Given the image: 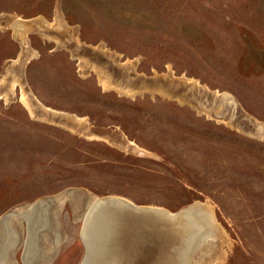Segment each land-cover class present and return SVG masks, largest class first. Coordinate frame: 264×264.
<instances>
[{"label":"rangeland","instance_id":"374dc122","mask_svg":"<svg viewBox=\"0 0 264 264\" xmlns=\"http://www.w3.org/2000/svg\"><path fill=\"white\" fill-rule=\"evenodd\" d=\"M104 196L200 204L190 264H264V0H0V218L58 197L36 264H79Z\"/></svg>","mask_w":264,"mask_h":264},{"label":"water","instance_id":"95a60500","mask_svg":"<svg viewBox=\"0 0 264 264\" xmlns=\"http://www.w3.org/2000/svg\"><path fill=\"white\" fill-rule=\"evenodd\" d=\"M10 27L12 37L32 30L21 20ZM42 199L33 202L29 212L44 206ZM185 209L171 213L163 208L137 206L116 196L95 198L82 218L79 240L84 252L79 264H172L184 242L181 227L186 224ZM27 235L26 230L25 242ZM26 245L22 247V264L27 256Z\"/></svg>","mask_w":264,"mask_h":264},{"label":"bare ground","instance_id":"6f19581e","mask_svg":"<svg viewBox=\"0 0 264 264\" xmlns=\"http://www.w3.org/2000/svg\"><path fill=\"white\" fill-rule=\"evenodd\" d=\"M58 200H59L58 197L42 199L41 201L42 203H44V206L37 208V211L35 212L33 211L29 212V206L31 205L30 204L29 206L23 207L21 210L18 209L19 211L15 210V212L8 213L7 215L0 218L1 220V223H0V264H3L4 261H7L6 257H7V252H9L8 250L16 245L15 230L13 228V225L11 226L9 222L10 220L14 218L20 219L24 222L27 233H28L26 242L24 241L23 243V245L28 244L26 245L27 246V256L25 257L24 264H36V261L38 260V258L40 259L41 257L40 254H42L43 252L40 250L39 248L40 246L37 245V240H38L37 232L42 229H45L47 224L48 226L54 225V222H52L51 220V216H50L51 211H50L49 206L50 205L52 206L53 202L55 203V201H58ZM45 203H46V206H45ZM78 203L79 201L74 202V204H78ZM184 211L185 213H187L186 214L187 217L185 219L186 224L185 225L182 224V227H181L182 229L181 233H184V238H183L184 242H183L181 249L176 251L172 264H175L174 261H177L178 264H190V261L192 260L193 254L195 253V251L198 248H200L201 245H205V244H209L213 242L214 238L218 236V230L216 228V223L213 220L211 213H209L208 211H205L203 206H201L200 204L192 205V206L186 207ZM26 230H25V233H26ZM59 240H60L59 238L54 239L53 247L56 248L59 246L60 244ZM52 250L53 249L51 247L50 251L52 252ZM3 258L5 260L2 261Z\"/></svg>","mask_w":264,"mask_h":264}]
</instances>
